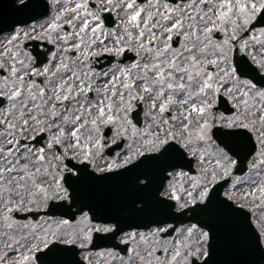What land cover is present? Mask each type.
Wrapping results in <instances>:
<instances>
[{
    "label": "snow or ice",
    "instance_id": "6c2138e0",
    "mask_svg": "<svg viewBox=\"0 0 264 264\" xmlns=\"http://www.w3.org/2000/svg\"><path fill=\"white\" fill-rule=\"evenodd\" d=\"M6 7L0 264H264V0Z\"/></svg>",
    "mask_w": 264,
    "mask_h": 264
},
{
    "label": "water",
    "instance_id": "95a60500",
    "mask_svg": "<svg viewBox=\"0 0 264 264\" xmlns=\"http://www.w3.org/2000/svg\"><path fill=\"white\" fill-rule=\"evenodd\" d=\"M10 3V0H0V29H8V27L18 21H21L24 17L29 14L24 12H17L16 10L6 7ZM119 186L114 185L111 188L112 192H118ZM58 214V213H57ZM43 213L34 214L33 217L42 216ZM218 259L220 264H232L234 261L241 260H255L259 264V255L253 254L243 248L235 247L231 244H225L221 247Z\"/></svg>",
    "mask_w": 264,
    "mask_h": 264
},
{
    "label": "rangeland",
    "instance_id": "374dc122",
    "mask_svg": "<svg viewBox=\"0 0 264 264\" xmlns=\"http://www.w3.org/2000/svg\"><path fill=\"white\" fill-rule=\"evenodd\" d=\"M119 151V150H118ZM4 249H3V246L0 245V252H2Z\"/></svg>",
    "mask_w": 264,
    "mask_h": 264
},
{
    "label": "flooded vegetation",
    "instance_id": "af4514ba",
    "mask_svg": "<svg viewBox=\"0 0 264 264\" xmlns=\"http://www.w3.org/2000/svg\"><path fill=\"white\" fill-rule=\"evenodd\" d=\"M94 6V5H93ZM5 34H7V33H5Z\"/></svg>",
    "mask_w": 264,
    "mask_h": 264
}]
</instances>
